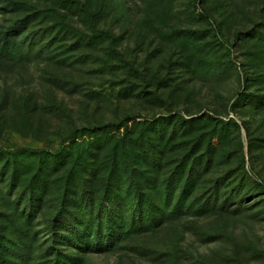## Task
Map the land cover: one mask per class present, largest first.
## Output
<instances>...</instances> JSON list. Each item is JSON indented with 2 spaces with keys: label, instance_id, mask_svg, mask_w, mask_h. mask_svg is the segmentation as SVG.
<instances>
[{
  "label": "rangeland",
  "instance_id": "374dc122",
  "mask_svg": "<svg viewBox=\"0 0 264 264\" xmlns=\"http://www.w3.org/2000/svg\"><path fill=\"white\" fill-rule=\"evenodd\" d=\"M0 150V264H264V0H0Z\"/></svg>",
  "mask_w": 264,
  "mask_h": 264
},
{
  "label": "trees",
  "instance_id": "16d2710c",
  "mask_svg": "<svg viewBox=\"0 0 264 264\" xmlns=\"http://www.w3.org/2000/svg\"><path fill=\"white\" fill-rule=\"evenodd\" d=\"M37 154H41V151L36 152ZM21 152L19 151H14V150H0V156L5 157V159H7L8 161H12V163H14L16 161V159L18 157L21 156ZM61 154H59L58 152L55 153L54 155V161L60 160L61 159ZM32 193V192H31ZM113 195H110L109 197H111ZM139 196V195H138ZM108 196L104 197L103 199H106L108 202L106 203V208L105 210V216L107 219H109V224L114 223V218L113 215L114 214V207H111L112 205V200L111 198H109ZM147 204V205H146ZM152 205L150 203H146V201H144L142 199V197H137V204H136V209L133 211L134 214L136 211L140 212V214H153L152 211ZM143 211V213H141ZM154 216L150 217L149 221H154L153 220ZM132 224L137 225V222L134 221V219H132ZM140 225V224H139ZM114 239H116V237L112 236V234H108V235H103V236H97V238L94 240V244H90L89 241L87 239L83 240V244L86 248H89L90 245H93L94 247L100 248V249H106L107 246H110L111 243L114 241ZM66 241H68V239L66 238ZM5 260L2 259V264H4ZM72 263V262H71ZM61 264H69V262L64 261ZM73 264V263H72Z\"/></svg>",
  "mask_w": 264,
  "mask_h": 264
}]
</instances>
